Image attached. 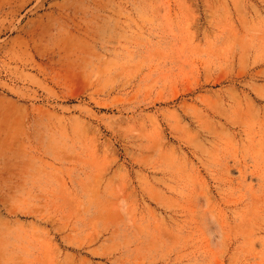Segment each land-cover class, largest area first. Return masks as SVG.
Wrapping results in <instances>:
<instances>
[{"label": "rangeland", "instance_id": "374dc122", "mask_svg": "<svg viewBox=\"0 0 264 264\" xmlns=\"http://www.w3.org/2000/svg\"><path fill=\"white\" fill-rule=\"evenodd\" d=\"M0 264H264V0H0Z\"/></svg>", "mask_w": 264, "mask_h": 264}]
</instances>
